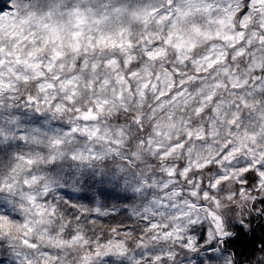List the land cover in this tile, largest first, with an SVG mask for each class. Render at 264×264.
<instances>
[{
    "label": "snow or ice",
    "instance_id": "6c2138e0",
    "mask_svg": "<svg viewBox=\"0 0 264 264\" xmlns=\"http://www.w3.org/2000/svg\"><path fill=\"white\" fill-rule=\"evenodd\" d=\"M0 15V99L69 124L32 129V145L0 163V193L21 220L0 212V239L20 264H177L199 233L240 264L252 213L264 216V0H13ZM10 121L9 123H11ZM0 137L17 135L0 124ZM115 166L145 199L137 229L97 231L54 195L49 169ZM259 205V207H258ZM71 207H76L71 205ZM98 215L109 213L94 209ZM237 227L234 230L232 224ZM152 254L128 255V240ZM261 256L247 264H264Z\"/></svg>",
    "mask_w": 264,
    "mask_h": 264
},
{
    "label": "rangeland",
    "instance_id": "374dc122",
    "mask_svg": "<svg viewBox=\"0 0 264 264\" xmlns=\"http://www.w3.org/2000/svg\"><path fill=\"white\" fill-rule=\"evenodd\" d=\"M106 2V0H102ZM144 0H118L120 4H127L132 7L143 3ZM13 0H0V15L14 12ZM12 121L11 123H9ZM0 124H6L17 138L7 140L0 137V163L8 164L17 153L29 151L32 145L19 139L20 135L27 134L32 129H40L44 132L55 133L67 131L69 124L63 119H56L48 113H41L26 106L24 101L13 102L9 99H0ZM106 167H77L71 161H61L53 165L49 172L57 182L54 185V195L62 197L64 210L75 215L82 206L85 209L93 210L85 214L86 223L95 221L94 227L97 231L109 232L111 227H118L121 230L137 229L138 225L143 226V222L132 215L133 208H141L145 199L135 190L134 185L126 183L112 175L115 166L111 161L105 162ZM19 197L9 193H0V212H5L13 219L21 220L18 210L15 208V201ZM75 205L76 207H71ZM259 207V205H258ZM109 213L108 215H98L94 209ZM0 228L7 231H14L13 224H0ZM138 231L133 236L126 237L128 240V255L139 260H146L152 253L144 249L135 247ZM201 248L197 253L185 252L177 248V264H217L219 258L224 254L219 250L209 246L206 242V234L199 233ZM260 253L257 257L261 256ZM21 257L17 254L14 246L6 240L0 239V264H20ZM100 264H129L125 258L110 255L101 258Z\"/></svg>",
    "mask_w": 264,
    "mask_h": 264
},
{
    "label": "trees",
    "instance_id": "16d2710c",
    "mask_svg": "<svg viewBox=\"0 0 264 264\" xmlns=\"http://www.w3.org/2000/svg\"><path fill=\"white\" fill-rule=\"evenodd\" d=\"M21 101V100H20ZM251 228H246L242 235V241H235L228 245L231 251L238 254L240 264H247L249 260L255 261L264 246V216L252 213L248 217ZM233 229L236 225L232 224Z\"/></svg>",
    "mask_w": 264,
    "mask_h": 264
}]
</instances>
